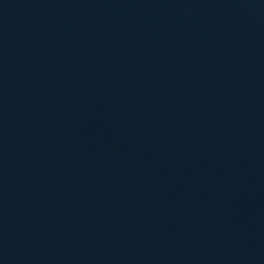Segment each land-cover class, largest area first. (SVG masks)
Instances as JSON below:
<instances>
[{"label": "water", "instance_id": "95a60500", "mask_svg": "<svg viewBox=\"0 0 264 264\" xmlns=\"http://www.w3.org/2000/svg\"><path fill=\"white\" fill-rule=\"evenodd\" d=\"M0 264H264V0H0Z\"/></svg>", "mask_w": 264, "mask_h": 264}]
</instances>
